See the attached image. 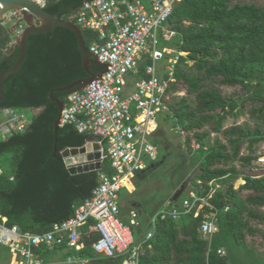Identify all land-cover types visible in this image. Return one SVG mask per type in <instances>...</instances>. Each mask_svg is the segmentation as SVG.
Wrapping results in <instances>:
<instances>
[{
	"label": "trees",
	"instance_id": "obj_1",
	"mask_svg": "<svg viewBox=\"0 0 264 264\" xmlns=\"http://www.w3.org/2000/svg\"><path fill=\"white\" fill-rule=\"evenodd\" d=\"M84 1L45 0L44 7L62 20L76 21V10ZM2 22L0 74L15 64L20 52L19 47L11 51L13 38ZM169 22L182 35L180 42L171 43L187 56L179 57L177 81L169 91L172 115L165 114L160 125L179 126L188 133L189 151L198 153L191 186L213 179L223 185L211 200L218 208L219 231L208 256V241L199 230L203 215L159 221L140 264H264V251L258 250L264 246V231L253 224L264 225V166L256 154V144L264 140V0H183ZM82 34L89 51L96 33L82 29ZM91 69L99 74L103 67L97 64ZM86 76L75 31L55 26L48 33L30 35L24 62L4 79L0 111L38 110L26 131L0 140V215L7 217L8 226L44 233L70 218L98 186L99 171L73 174L66 165L63 150L83 146L89 134L66 124L56 135L60 109L50 97L53 89ZM182 86L185 95L180 94ZM222 86L237 90L224 92ZM71 92L55 91L54 97L66 102ZM247 106L254 127H225L233 112L238 117ZM212 133H222L226 142L216 139L210 144ZM193 140L200 143L199 149H192ZM9 156L11 164L6 166ZM102 171L114 173L109 160H104ZM240 177L245 183L235 188ZM176 197L172 201L179 204ZM134 232L139 238L135 227ZM98 237L95 222L88 221L78 254L89 258L90 264L99 256L92 247ZM219 247L226 249V255H218ZM1 250L10 254L6 246ZM104 259L108 264L123 262V257Z\"/></svg>",
	"mask_w": 264,
	"mask_h": 264
},
{
	"label": "built area",
	"instance_id": "obj_2",
	"mask_svg": "<svg viewBox=\"0 0 264 264\" xmlns=\"http://www.w3.org/2000/svg\"><path fill=\"white\" fill-rule=\"evenodd\" d=\"M35 1L45 4V0ZM182 1L86 0L76 12L79 27L96 33L89 51L103 70L90 84L68 95L59 126L73 124L79 133L99 136L100 159L102 163L109 160L114 173L101 169L91 196L75 207L70 218L55 223L44 233L24 231L19 225L8 226L7 220L0 221V246L9 249L10 264H90L89 258L77 253L84 247L82 228L90 220L99 231L92 244L97 255L123 257L122 264H140L141 253L155 236L159 221L179 220L187 215H203L199 230L208 241L209 256L213 236L219 231L218 208L211 201L223 186L218 180H197L183 202H164L149 216L146 231L139 238L134 232V227L141 225L139 214L131 211L128 221L122 216L121 191L133 193L136 175L158 159L160 147L154 140L161 127V115H172L169 91L177 81L179 57L187 56V52L163 44L181 41V33L169 20ZM25 26L20 23L15 34ZM172 55L170 64L159 65ZM30 123L23 110L9 107L0 111V134L4 139L23 133ZM191 146L194 150L201 147L197 141ZM258 163L264 166V153L259 155ZM64 244L75 253L63 260L48 261L40 253ZM217 253L224 256L226 249L219 247Z\"/></svg>",
	"mask_w": 264,
	"mask_h": 264
},
{
	"label": "rangeland",
	"instance_id": "obj_3",
	"mask_svg": "<svg viewBox=\"0 0 264 264\" xmlns=\"http://www.w3.org/2000/svg\"><path fill=\"white\" fill-rule=\"evenodd\" d=\"M18 12V11H17ZM17 35V34H16ZM13 43V41H12ZM163 45L172 46L177 49L173 43H164ZM178 50V49H177ZM174 56H166L159 65L170 64ZM221 90L224 92H235L237 89L222 86ZM181 95H185L187 90L185 87L179 89ZM241 107V106H240ZM249 106L245 108V112L238 117L232 116L233 112L229 116L225 127L232 125H239L241 127H254L255 120L249 115ZM239 110V108H238ZM29 121L37 114L38 110L25 109L23 110ZM164 114L161 115V119ZM173 127L163 123L157 132L155 142L160 147V154L156 161L151 166L142 172H139L134 178L135 191L133 193L127 192L125 189L121 191V204H122V216L123 218L130 217L131 211H136L139 214L141 225L137 228L139 236L146 231V221L149 213H154L159 209L164 202L170 200L174 196L179 198V202H183L187 197V191L191 187V175L192 171L197 163L196 152L189 151L188 145L185 141L188 133L184 130H173ZM5 137L0 134V140ZM216 139L226 142V138L222 133H212L208 139L212 144ZM196 141V140H193ZM193 149V148H192ZM246 151V145H244ZM264 153V140H261L256 144V154L260 155ZM11 156V155H10ZM6 160L5 165L11 164V159ZM238 178L235 181V185H242L244 182ZM123 200V201H122ZM255 227L264 231V225L253 223ZM251 235H248L247 240L251 239ZM143 238V236H142ZM141 238V239H142ZM258 250L264 251V246L260 244ZM8 257H0V264H8ZM93 264H108L103 256H97L95 263Z\"/></svg>",
	"mask_w": 264,
	"mask_h": 264
},
{
	"label": "water",
	"instance_id": "obj_4",
	"mask_svg": "<svg viewBox=\"0 0 264 264\" xmlns=\"http://www.w3.org/2000/svg\"><path fill=\"white\" fill-rule=\"evenodd\" d=\"M78 10L79 8L76 12H78ZM16 11H22L23 16L16 21L12 30L9 31L13 33L22 21L25 22L26 26L19 34H17V40L11 49V51H14L17 47L20 48L17 61L12 67L4 70L0 74V102H2L5 98L3 81L10 74L16 72L24 62L31 34L48 33L53 27L62 26L74 30L79 40L82 62L88 76L75 80L65 86L55 88L50 92V97L57 103L60 109L59 116L55 123V131L57 135L60 127L61 112L65 106V102L54 97V92L75 91L84 88L97 77V74L92 71L91 66L99 63L94 54L86 49L82 29L75 21L71 19L62 20L58 18L56 14L49 12L44 6L40 5L35 0H0V20L4 19L8 13ZM99 140V136L89 135L83 146L67 147L63 150V157L71 173L75 174L89 171H100L102 169L103 163L100 159L101 146L99 144ZM57 142L58 140L56 138L55 152H57ZM175 199H177V197Z\"/></svg>",
	"mask_w": 264,
	"mask_h": 264
},
{
	"label": "crops",
	"instance_id": "obj_5",
	"mask_svg": "<svg viewBox=\"0 0 264 264\" xmlns=\"http://www.w3.org/2000/svg\"><path fill=\"white\" fill-rule=\"evenodd\" d=\"M23 16V13L22 11H16V12H11V13H8L5 18L3 19V22L2 24H4L5 26H7L9 28V30H12L14 24L16 23V21H18L20 18H22ZM20 23H24V21L20 22ZM26 25V24H25ZM11 35H12V38H13V44L15 43V41L17 40V35L15 34V32L13 31V33L11 32ZM240 182L242 181L243 182V179L239 180ZM128 191V190H127ZM129 192V191H128ZM131 193V192H130ZM123 201V200H122ZM152 213H149L148 216H147V220L149 218V216L151 215ZM2 216L5 218L4 220H7V217L4 216V215H0V217L2 218ZM126 220H129V217L128 218H124ZM146 223V226H147V221L145 222ZM72 250L71 248H69L67 245H62V246H58L56 247L55 249H52V250H45V249H42L40 250V253L42 254V256L48 260V261H51V260H63L69 253V251ZM74 251V250H72ZM75 253V252H74ZM78 253V252H77ZM8 257L9 259V262L8 264H10V254L7 255L6 254V251L5 250H1L0 251V257Z\"/></svg>",
	"mask_w": 264,
	"mask_h": 264
},
{
	"label": "bare ground",
	"instance_id": "obj_6",
	"mask_svg": "<svg viewBox=\"0 0 264 264\" xmlns=\"http://www.w3.org/2000/svg\"><path fill=\"white\" fill-rule=\"evenodd\" d=\"M128 184V186L130 187V189H133V185L132 184H130V183H127ZM4 217H2V220H0V221H4Z\"/></svg>",
	"mask_w": 264,
	"mask_h": 264
}]
</instances>
